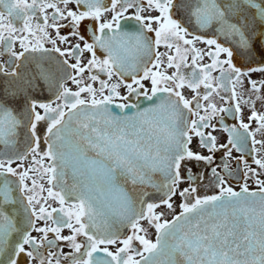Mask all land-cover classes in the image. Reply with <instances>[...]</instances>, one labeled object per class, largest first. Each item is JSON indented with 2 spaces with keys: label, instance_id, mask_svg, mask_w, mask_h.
I'll list each match as a JSON object with an SVG mask.
<instances>
[{
  "label": "snow or ice",
  "instance_id": "6c2138e0",
  "mask_svg": "<svg viewBox=\"0 0 264 264\" xmlns=\"http://www.w3.org/2000/svg\"><path fill=\"white\" fill-rule=\"evenodd\" d=\"M0 9V76L8 81L0 89V264H264V195L259 236L240 232L236 207L257 193L247 185L236 192L221 175L233 149L244 153L249 141V155L264 149V139L256 138L264 134V111L257 109L264 107V79L252 78L264 73V0H0ZM131 41L140 64L124 54ZM52 53L55 71L24 69L29 56L51 59ZM40 82L51 94L47 101L35 95ZM245 84L246 98L237 90ZM133 97L161 103L135 116L110 111L138 108ZM161 108L170 115L163 150L157 140L153 154L142 131ZM81 115L85 121L71 127ZM218 125L229 134L226 144L213 134ZM73 136L84 143H73ZM194 138L207 155L193 148ZM241 163L245 177L257 175L243 155ZM253 163L264 169V159L253 156ZM198 165L204 167L194 170ZM155 171L161 182L152 179ZM85 173L90 180L98 174L115 194L119 223L129 232L99 230L101 197L107 202L108 193L78 178ZM206 179L218 195L198 194ZM257 183L264 194V181ZM175 197L181 212L169 221L156 210L173 209ZM227 204L231 221L215 211ZM62 244L71 250L65 253Z\"/></svg>",
  "mask_w": 264,
  "mask_h": 264
},
{
  "label": "flooded vegetation",
  "instance_id": "af4514ba",
  "mask_svg": "<svg viewBox=\"0 0 264 264\" xmlns=\"http://www.w3.org/2000/svg\"><path fill=\"white\" fill-rule=\"evenodd\" d=\"M0 10H3V9H0ZM14 23H16V25L18 27L21 25V22L19 20L14 21ZM123 31L132 33V32L136 31V28L135 27H125L123 29ZM47 46L51 47L50 44L47 45ZM198 46L199 47H204V45H198ZM19 50H20L19 49V45H17V51H19ZM160 51L164 52L165 49L162 47L160 49ZM124 54L136 64H140V63L143 62L142 59L138 58V56H137V53H136V50H135V42L134 41L128 42L127 49L124 52ZM39 56H40L39 54H36L34 56H29L28 60L23 62L24 69L29 71V72H35V71H38L41 67H43V65L46 64V65H48V68H50L52 71H55V69H56V58H58L57 54L52 53L51 54V57H52L51 59H49L48 57L42 58V57H39ZM85 58H88V54H85ZM2 59L3 60H7L8 57L4 56ZM44 59L46 61H44ZM169 71H171V70H169ZM140 74L142 75V72ZM87 76H88V73L86 72L85 73V77L87 78ZM252 78L256 79V80L264 79V73H254ZM101 79H107V76L101 74ZM111 82H116V77H113V80ZM129 82H130V80H129ZM7 83H8V81L6 80V78L3 77V76H0V89L5 87ZM145 85H146V87H148L150 89L151 86H150L149 82L145 81ZM70 86L72 87L73 90H76L75 85H70ZM94 87H97V88L99 87L98 82L94 85ZM237 90L239 92H241L245 96V98L247 97V94H248L247 93V84H245L244 89L238 88ZM120 91H121L122 94H126V90L125 89L121 88ZM35 95L37 96L38 99L43 100V101H47V100H49L51 98V94L48 92V90L44 86L43 82H40V87L36 89ZM84 95H87V94L85 93ZM158 95H163V94H158ZM185 95L189 96L190 93L187 90H185ZM143 101H145V99L143 97H141L139 101H137L136 98L133 97L132 100L130 101V103L139 104V103H141ZM217 103H221L218 98H217ZM112 106L114 107V105H112ZM133 108H135V107H133ZM129 109H131V108H129ZM257 109L260 110V111H264V107H262L259 103H257ZM249 115H250V111H249V109L247 107H245L244 110H243V118H244L245 122H248L247 118H248ZM226 122L229 125H231L232 123H236V121H234V120H232L230 118ZM255 127H256V124L253 123L252 124V128L255 129ZM45 128H46L45 122H41L38 125V134L41 135V137H43V135H44ZM213 134L217 136L219 143L226 144L228 142L229 134L226 131H223V129L220 128L219 125H218V130L215 131ZM256 138L257 139H264V134L258 133ZM192 146H193V148L195 150L202 151V152H204L205 155L208 154L206 152V150H204V149L199 147L198 138H194ZM45 147L46 146L43 143V139H41V149L43 150V149H45ZM250 147H251V142L249 141L248 142V146H247V148H245V152L244 153L238 152L235 149H233V151H232L233 159H231L229 161L228 172H223V171H221V169H217L218 171H221V175L224 176V178L226 180V186L232 187V189L234 191H236V192L241 191V188L244 185H247V188H248L249 192H260V187L261 186L257 183V180L264 181V169L259 168L258 165L253 163V156H256V158L264 159V149H262L259 152L258 155L256 153H253L252 155H249L248 154V148H250ZM257 147H259V146H257ZM242 155H243L244 159L248 161V166H250L252 169H255V171L257 173V175L255 177H253L251 173H249L248 176L245 177V175H244V173L246 171L245 165H243L242 163L240 165H237V159H239ZM88 156L90 158H95V154L93 152H91V151L88 152ZM222 156H223V150H221L220 152L216 153V162L218 164L221 163V157ZM203 167H204V165H198L197 169H194V170L202 169ZM229 172L231 173V175H229ZM207 175L210 177L211 173L209 172V173H207ZM97 176H98V174H97ZM187 186H188L187 183H184V184L181 185L182 188L183 187H187ZM198 194L200 196L218 195L219 194V190H218V188L215 187L214 181L210 182L208 179H206L202 184H200V186L198 188ZM181 202H182L181 198L175 197L174 200H173V209H168L166 206L161 205V207L159 209H157L156 211L157 212H163L164 213V217L163 218L171 221L174 216L178 215L181 212V208L179 207ZM121 211L122 210H120L118 212L119 216H120ZM96 222H97V220H96ZM145 226L147 227L146 224H145ZM97 227L99 228V230L101 232H104L100 228L102 226H100V224L98 222H97ZM116 227H117V229L121 230V232H120L121 234L129 232V229L125 225L119 223V221L117 222ZM33 234L36 235V233H33ZM63 234L64 235H68V234H70V232H69L68 229H64ZM148 237L150 239H152L153 241H155L156 233H155V229L154 228H150L149 229ZM50 238H51V235H50ZM79 239H83V238L80 237ZM62 246H63V250H64L65 253H67V252H69L71 250L66 245L62 244ZM137 246L139 247L138 242H137ZM110 250L114 251L115 250V246H111ZM53 264H54V262H53ZM64 264H69V262L65 261Z\"/></svg>",
  "mask_w": 264,
  "mask_h": 264
},
{
  "label": "water",
  "instance_id": "95a60500",
  "mask_svg": "<svg viewBox=\"0 0 264 264\" xmlns=\"http://www.w3.org/2000/svg\"><path fill=\"white\" fill-rule=\"evenodd\" d=\"M41 57V56H39ZM44 58V57H42ZM46 58V57H45ZM259 59V57H257ZM54 60V59H53ZM44 61H46L44 59ZM43 67L48 68V65H43ZM161 103L160 100H157L154 98L153 101L145 100L141 103H139L138 108H131L124 111H120L119 109H115L113 106H109L110 111L113 112V114L120 115V116H135L138 111H144L145 109L153 108ZM170 115L166 109L161 108L156 113L150 114L148 116V119L152 122L151 127L149 125H144L143 131H142V138L143 141L146 143H150L151 147L153 149V154H155V148L157 146V140H159L160 148L163 150L164 147V140L166 138V124L165 121ZM85 121V117L83 115L74 118L71 127L75 128L77 126V121ZM139 130V129H138ZM152 137L151 141H148V137ZM134 138V137H130ZM73 143H81L83 144L84 141L79 140L78 137L73 136L72 137ZM21 147H23V138L21 136ZM3 146H0L2 148ZM67 151V149H66ZM69 172L71 173V169H69ZM91 175V173H85L83 177H78L79 179H83L86 184L89 185H96L99 187L100 191H103L105 193H108L107 185L103 184L99 177L96 175L93 177V179H88V176ZM152 179L156 182H161L163 180L162 173L155 171L151 173ZM121 186H123V181H119ZM126 190L130 191V186L126 188ZM151 191V189H149ZM253 193V192H249ZM257 193L256 197L250 198L248 202L241 203L239 206L236 207L237 215L240 217V232H248L252 231L259 236L260 234V219H261V203H260V197L262 194L261 192H254ZM246 208L248 211L246 213H240L239 208ZM101 210L102 215L97 216V222L100 224V227L103 231H119L121 230L117 229L116 224L121 218L119 216L120 209L119 205L115 201V194L108 193L107 196V202H105V197H101ZM217 213L226 212L229 220L231 221L233 219V205L227 204L223 209L217 208L215 209ZM213 212V209L209 208L203 215L207 219L209 213ZM244 216H247V219H244ZM220 219H223V216L220 217ZM195 222V221H193ZM171 240V238H169ZM160 260H166L167 256H162L159 258ZM178 260L183 261V257H177Z\"/></svg>",
  "mask_w": 264,
  "mask_h": 264
}]
</instances>
